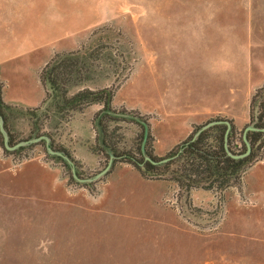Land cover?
<instances>
[{
	"label": "rangeland",
	"instance_id": "374dc122",
	"mask_svg": "<svg viewBox=\"0 0 264 264\" xmlns=\"http://www.w3.org/2000/svg\"><path fill=\"white\" fill-rule=\"evenodd\" d=\"M1 34L14 51L27 42L37 62L56 49L82 54L92 79L71 91L113 88L114 106L148 123L158 155L217 115L239 135L255 123L264 0H0ZM50 103L19 115L49 114L54 124ZM140 130L135 121L120 128L129 144ZM45 147L12 154L16 163L0 174V264H264V178L254 171H264L263 149L237 184L189 195L123 161L96 180L71 181ZM98 154L95 167L77 159L81 176L107 165Z\"/></svg>",
	"mask_w": 264,
	"mask_h": 264
},
{
	"label": "trees",
	"instance_id": "16d2710c",
	"mask_svg": "<svg viewBox=\"0 0 264 264\" xmlns=\"http://www.w3.org/2000/svg\"><path fill=\"white\" fill-rule=\"evenodd\" d=\"M81 55L74 52H55L42 67L40 78L46 87L45 101L51 99L48 109L51 110L56 120L54 124L48 125L49 114L46 115L47 119L42 117L39 120L34 118L35 115H31V129L27 135L48 134L52 139L51 145L54 148L65 150L72 157L80 175L83 174V171L79 168V161L65 144L55 140L54 130L50 131L49 127L55 128L67 120L74 111L92 103L102 104V108L95 114L93 120L98 132L97 141L92 144L93 149L105 154L106 158H109L110 153H113L115 155L114 164L118 161L131 163L144 177L174 181L182 193L186 192L190 195L194 188L224 192L227 188L240 182L246 170L262 157V149L264 150L263 129H249L247 136L252 149L249 154L243 157H235L229 153L226 147L227 123L225 122L212 124L198 132L206 122L199 124L191 134L167 154H156L153 150L150 131L145 137V121L139 116L127 114L125 110H120L114 106L115 90L113 88H93L82 85L75 91H71L73 87L81 85L87 79H92L90 72L85 71L89 69L90 63ZM263 88L257 89L251 100V118L252 121H255L254 125L260 128L264 127V96L260 98ZM41 106L22 110L4 104L0 96V111L4 116L11 143L27 138L15 131L13 119L21 113L40 109ZM255 108H258L257 115L254 114ZM212 119H230L232 128L228 139L229 150L235 154L246 151L247 144L244 139V132L241 135L238 134L239 129L232 118L217 115ZM125 121H135L141 128L132 144L127 142L126 135L120 131L122 123ZM0 144L5 152L16 155L18 160L30 157L33 154L34 146L37 144H45L46 146L45 141L41 140L10 150L4 145L1 131ZM46 147L44 149L47 154L60 160L67 168L69 179L77 181L72 173L70 163L60 155L51 154ZM146 155H149L155 162L146 158ZM165 157L168 159L162 160Z\"/></svg>",
	"mask_w": 264,
	"mask_h": 264
},
{
	"label": "crops",
	"instance_id": "0c3cea01",
	"mask_svg": "<svg viewBox=\"0 0 264 264\" xmlns=\"http://www.w3.org/2000/svg\"><path fill=\"white\" fill-rule=\"evenodd\" d=\"M58 49L49 52L46 57L37 62L29 56L28 43L20 50H13V44L0 35V96L4 104L26 110L45 103L46 87L41 81L40 71ZM102 108L101 103H92L74 111L72 115L56 126L59 141H66L73 149L74 156L84 165L95 167L99 154L92 147L97 132L94 127V116ZM13 128L19 134H25L31 129V121L17 116L13 119ZM77 140V142H76ZM16 158L3 151L0 145V174L8 173ZM35 159L26 161V165H36ZM39 165V164H38ZM264 169V162L260 164ZM52 168V167H51ZM50 171L59 176V170ZM261 169V168H260ZM259 177L264 178V171L254 170Z\"/></svg>",
	"mask_w": 264,
	"mask_h": 264
},
{
	"label": "water",
	"instance_id": "95a60500",
	"mask_svg": "<svg viewBox=\"0 0 264 264\" xmlns=\"http://www.w3.org/2000/svg\"><path fill=\"white\" fill-rule=\"evenodd\" d=\"M0 92H1V87H0ZM218 122L227 123V130H226V136H225L226 147H227V150L229 151V153L231 155L235 156V157H243V156H245V155L250 153V151L252 149V145H251V142H250V140L248 139V136H247V131L249 129H263L264 130V127L260 128L258 126H255L254 124H249L245 128V131H244V139H245L246 144H247V149L244 152L235 154V153H232L229 150V147H228L229 133H230L231 128H232V122L230 121V119H212V120H209L208 122H206L202 126V128H200V130L198 132H200L203 128H206V127H208V126H210L212 124L218 123ZM144 124H145V137H146L148 132H149V125H148V123L146 121L144 122ZM0 131L2 132V135H3V141H4L5 147L10 149V150L19 148L20 146H23V145L31 144L33 142H38V141L44 140L45 143H46L47 149H48V151L51 154L60 155V156L65 158L70 163V165L72 167V173H73L74 177L77 180H80V181L88 182V181L96 180V179L100 178L101 176H103L104 174H106L114 165L115 155L113 153H110V157H109L108 163L102 170H100L98 173H96L93 176L84 177V176H81L78 173V171L76 169V166H75L74 160L72 159V157L65 150H62V149H59V148H54L51 145L52 139H51V137L48 134L43 133V134H40V135L23 138V139L15 142V143H11L10 134H9L8 129L5 126V119H4V116L1 113V111H0ZM146 158L151 159L152 161L155 162V160L152 159L149 155H146ZM167 159H168V157H165L162 160L166 161Z\"/></svg>",
	"mask_w": 264,
	"mask_h": 264
}]
</instances>
